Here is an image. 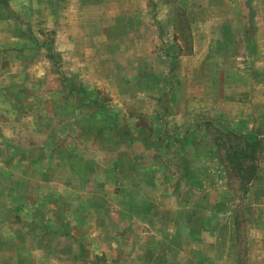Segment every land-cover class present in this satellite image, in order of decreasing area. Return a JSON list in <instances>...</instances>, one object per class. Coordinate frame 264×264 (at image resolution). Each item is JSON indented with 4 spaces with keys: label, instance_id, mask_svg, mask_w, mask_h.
<instances>
[{
    "label": "crops",
    "instance_id": "crops-1",
    "mask_svg": "<svg viewBox=\"0 0 264 264\" xmlns=\"http://www.w3.org/2000/svg\"><path fill=\"white\" fill-rule=\"evenodd\" d=\"M248 3L242 31L239 0H0V40L9 28L17 44L10 53L39 51L59 68L54 73L60 88L38 98L46 109L37 116L40 129L45 128L40 131L54 137V117L57 130L72 121L86 129L82 135L114 145L121 141L118 148L106 147L116 153L108 171L153 207L149 230L139 238L146 264H239L238 226L245 218L258 225L251 231L256 235L247 249L248 264H264V150L253 147L264 146V131L257 126L264 120V0ZM178 8H184L186 36L175 20ZM116 26L123 30L114 37L110 30ZM43 33L54 39L42 41ZM114 41L121 44L114 47ZM172 42L181 44L177 52L170 49ZM186 42L191 44L184 52ZM115 50L126 57L121 66L110 59ZM123 69H135L136 76L123 75ZM226 69L236 77L227 84L221 82ZM1 70V79L16 73ZM25 72L37 73V89L46 82L39 70ZM145 78L150 81L140 84ZM95 89L113 107L95 111ZM229 92L235 98L227 117L223 107ZM208 112L216 117H206ZM120 119L136 121L134 136ZM72 139L59 154L71 149L65 146ZM222 139H229L234 150L247 149L236 162L241 178L234 173L233 180ZM240 139L244 145L239 146ZM255 170L260 173L254 175ZM238 178L245 187L239 194L232 186ZM165 186L172 191L163 199L156 192ZM191 192L198 197L193 200ZM166 199L173 210L162 206ZM178 249L184 252L177 260L172 254Z\"/></svg>",
    "mask_w": 264,
    "mask_h": 264
},
{
    "label": "rangeland",
    "instance_id": "rangeland-1",
    "mask_svg": "<svg viewBox=\"0 0 264 264\" xmlns=\"http://www.w3.org/2000/svg\"><path fill=\"white\" fill-rule=\"evenodd\" d=\"M239 1L243 19L241 30L244 31L250 14L247 9L249 3L248 0ZM183 9H177L175 20L183 26L186 36L189 32L184 27ZM22 27L26 29L25 26ZM122 30L123 27L116 26L110 33L115 37ZM1 37L0 72L1 69H15L16 73L11 77H0V264H18V261H22L20 264H62L61 259L65 260L64 264H73L68 262L70 259H78L76 263L79 264H138V261L146 264L147 252L140 248L142 241L139 242V238L143 230H149L146 225L153 221L150 220L149 211L153 207L147 206L144 197L140 196L141 193L132 191L126 185L125 179L112 177L108 171V167L112 165L110 160L116 153L114 149L112 153H108L106 147L118 148L121 141L116 146L106 142L104 137L93 139L88 137L89 133L82 135L86 129L74 126L72 121L64 122L61 129L57 130L54 117L50 120L55 136L49 139L40 131L45 128L40 129L37 116L45 113L46 109L38 98L49 97L50 92L60 88V84L58 86L56 82L60 76L54 73L59 68L39 51H24L23 55L13 56L14 53H10L9 47L17 44L11 29L5 28ZM41 37L45 42L54 39L52 35L45 33ZM104 43L110 45L111 41ZM119 44V41L113 42L114 47ZM190 44L183 43L184 52L190 49ZM180 45L172 42L170 49L177 52L176 47L179 48ZM123 50L125 53V48ZM237 50H242L239 42ZM110 59L118 66L126 61V57H122L117 50ZM27 69L42 72L39 79L43 77L46 82L41 88L37 89V73H26ZM232 71L233 69H226L221 82L227 84L236 79L231 75ZM122 73L125 76H136L135 69H123ZM181 73V77H186L187 72L182 69ZM197 74L202 75V69H197ZM32 81L33 87L29 89ZM148 81L150 79L145 78L140 84ZM20 86L22 88H17ZM93 93V97L97 99L93 105L95 111L99 113L103 110V105L112 106L108 102L110 99L100 89H95ZM179 93L185 92L179 91L178 95ZM64 98L66 99L65 96ZM234 98L233 92H229L227 103L223 107L227 117L231 110L229 103ZM58 101H54V104ZM64 114L69 116L66 108ZM206 117L214 118L216 115L208 112ZM119 121L121 123L122 119ZM226 122L229 125L231 123ZM99 123L101 125V122L94 125L97 127ZM122 123L134 136L138 126L136 121ZM257 126L264 131V120ZM70 137L74 138L72 144L65 147L71 149L68 152L61 151L63 156L58 150L67 144ZM92 140L94 143H91ZM227 140L229 141L222 139L223 155L234 175L238 163L229 162L230 159L227 158L234 151L233 145ZM238 142H241L239 146L244 145L245 140L240 139ZM253 147L259 152L264 150L261 144ZM67 162L77 167H67ZM259 173L260 170H255L254 175ZM239 182L238 178L232 183L237 194L242 193L244 188ZM146 190L150 195L153 194L150 189ZM171 191L170 187L165 186L156 194L165 199ZM190 197L194 200L198 195L191 192ZM166 200V203H162L164 209L169 205L173 210L174 204ZM254 223L252 219L245 218L238 226L239 264H248L247 249L256 235L251 231L258 226ZM96 241L98 249L94 244ZM178 250L172 254L177 260L180 259L179 253L184 252Z\"/></svg>",
    "mask_w": 264,
    "mask_h": 264
},
{
    "label": "trees",
    "instance_id": "trees-1",
    "mask_svg": "<svg viewBox=\"0 0 264 264\" xmlns=\"http://www.w3.org/2000/svg\"><path fill=\"white\" fill-rule=\"evenodd\" d=\"M227 137V136H226ZM228 141V140H227ZM229 142V141H228ZM230 143V142H229ZM231 144V143H230ZM247 148H249L250 146H248L247 144L245 145ZM253 146V145H252ZM237 151H241L239 154H241V158L242 159H244L245 158V153H244V151H247V149H236ZM236 150H234L232 153H231V156H227V158L228 159H230L229 160V162H237L239 159H240V156H238V153H237V151ZM241 171H242V169L240 168V169H236V172H235V174L236 175H240L241 174ZM244 190H245V187L243 188V192H244Z\"/></svg>",
    "mask_w": 264,
    "mask_h": 264
}]
</instances>
